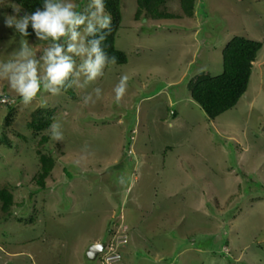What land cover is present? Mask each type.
Returning <instances> with one entry per match:
<instances>
[{"label":"rangeland","instance_id":"rangeland-1","mask_svg":"<svg viewBox=\"0 0 264 264\" xmlns=\"http://www.w3.org/2000/svg\"><path fill=\"white\" fill-rule=\"evenodd\" d=\"M73 2L82 11L88 0ZM136 9L121 0L115 46L127 62L96 82L81 77L58 96L42 89L25 106L0 81V188L14 201L10 216L0 210V264H103L107 249L90 260L88 248L117 241L125 264H264V0H197L192 17L169 0L165 11L182 17L140 21ZM5 14L12 9L0 0V59L26 39ZM235 36L262 47L245 93L210 120L189 83L222 74ZM48 43L29 40L37 53ZM122 74L129 82L117 104ZM37 107L52 111L39 132L27 127ZM43 136L55 166L42 188Z\"/></svg>","mask_w":264,"mask_h":264},{"label":"clouds","instance_id":"clouds-1","mask_svg":"<svg viewBox=\"0 0 264 264\" xmlns=\"http://www.w3.org/2000/svg\"><path fill=\"white\" fill-rule=\"evenodd\" d=\"M4 4L12 9V14L4 16L6 27L21 37H29L31 27L39 42H49L42 53H37L29 40L21 39L7 59H0V81H6L25 106L42 89L58 96L61 89L66 91L81 77L84 85L92 84L104 76L108 66L117 63V58L110 57L103 46L112 32V17L106 12L104 0H88L82 11L77 10L73 0H43V10L37 7L31 12L24 11L23 4L6 0ZM128 82L129 76L122 74L114 87L117 104L126 95ZM94 91L99 98L100 88ZM57 126L52 125L51 136L56 141L62 139L55 131Z\"/></svg>","mask_w":264,"mask_h":264},{"label":"trees","instance_id":"trees-1","mask_svg":"<svg viewBox=\"0 0 264 264\" xmlns=\"http://www.w3.org/2000/svg\"><path fill=\"white\" fill-rule=\"evenodd\" d=\"M11 1L17 4H23L24 11L31 12L37 7L43 10V0ZM168 1L169 0H136L137 9L134 16L135 20L182 17L180 15L175 16L165 11L164 6ZM104 2L106 5V12L112 17V32L104 41V49L110 57L115 56L117 58L116 64H125L127 62L126 54L115 46V38L121 27L122 21L121 0H104ZM179 4L182 15L187 17H192L194 15L197 0H179ZM29 33H31V35L24 38L32 40L33 43L39 42L31 27H29ZM261 47L262 43L260 41L243 36H235L227 43L223 50L222 74L211 76L207 72H201L195 74L191 78L188 87L190 98L201 107L210 120H214L222 113L233 108L245 93L256 55ZM68 91L72 92V89L68 88ZM9 110L6 116V124H9L12 120L13 110ZM44 111H46V113L42 114ZM51 113L52 111L49 109L45 110L41 107H37L33 111L32 119L28 122L27 127L35 132L49 127L52 122V118H50ZM47 140L48 137L43 136L38 143L39 148L36 150L39 168L35 176V182L38 187L42 188L45 187L46 179L50 176L55 166L54 157L42 150V146ZM13 206L14 201L12 192L8 187H1L0 210L4 217L11 215V208ZM119 246L120 245H118V247ZM104 253H106V251ZM119 254L121 255V253ZM119 264H125L122 255Z\"/></svg>","mask_w":264,"mask_h":264},{"label":"built area","instance_id":"built-area-1","mask_svg":"<svg viewBox=\"0 0 264 264\" xmlns=\"http://www.w3.org/2000/svg\"><path fill=\"white\" fill-rule=\"evenodd\" d=\"M3 102H7L5 99H2ZM122 237V238H121ZM119 239L122 240V242H125L126 236H119ZM120 244V241H117L115 243L111 242L109 245H105V249H107L106 253L102 256V262L103 264H119L121 255L119 254L117 247Z\"/></svg>","mask_w":264,"mask_h":264},{"label":"water","instance_id":"water-1","mask_svg":"<svg viewBox=\"0 0 264 264\" xmlns=\"http://www.w3.org/2000/svg\"><path fill=\"white\" fill-rule=\"evenodd\" d=\"M104 246L102 243L92 244L87 250L88 259L95 260L103 252Z\"/></svg>","mask_w":264,"mask_h":264},{"label":"crops","instance_id":"crops-1","mask_svg":"<svg viewBox=\"0 0 264 264\" xmlns=\"http://www.w3.org/2000/svg\"><path fill=\"white\" fill-rule=\"evenodd\" d=\"M255 61H256V59H255ZM254 64H255V62H254ZM254 64H253V66H254Z\"/></svg>","mask_w":264,"mask_h":264}]
</instances>
